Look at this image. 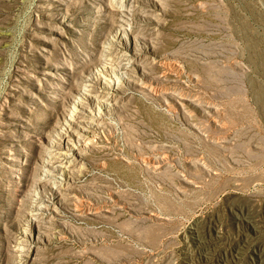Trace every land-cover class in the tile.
<instances>
[{"label":"rangeland","instance_id":"obj_1","mask_svg":"<svg viewBox=\"0 0 264 264\" xmlns=\"http://www.w3.org/2000/svg\"><path fill=\"white\" fill-rule=\"evenodd\" d=\"M0 264H264V0H0Z\"/></svg>","mask_w":264,"mask_h":264}]
</instances>
